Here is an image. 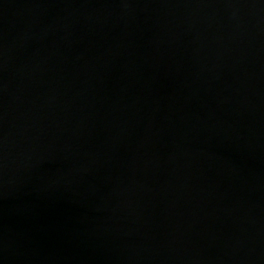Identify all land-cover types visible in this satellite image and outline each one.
I'll return each mask as SVG.
<instances>
[{
	"label": "water",
	"instance_id": "95a60500",
	"mask_svg": "<svg viewBox=\"0 0 264 264\" xmlns=\"http://www.w3.org/2000/svg\"><path fill=\"white\" fill-rule=\"evenodd\" d=\"M0 264H264V0H0Z\"/></svg>",
	"mask_w": 264,
	"mask_h": 264
}]
</instances>
